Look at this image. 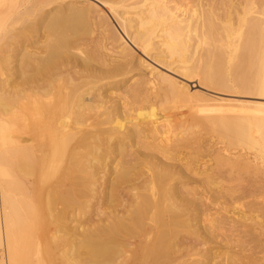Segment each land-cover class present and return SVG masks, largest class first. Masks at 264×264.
<instances>
[{
  "label": "bare ground",
  "instance_id": "6f19581e",
  "mask_svg": "<svg viewBox=\"0 0 264 264\" xmlns=\"http://www.w3.org/2000/svg\"><path fill=\"white\" fill-rule=\"evenodd\" d=\"M223 1L28 0L27 82L0 90V161L11 180L0 264L19 257L20 213L32 210L17 192L31 182L30 200L67 257H99L133 233L136 257H197L185 233L240 245L248 254L226 253L236 261L264 248L262 202L239 213L211 207L250 198L230 183L262 173L229 150L264 148V4ZM109 42L126 47L114 53ZM134 62L146 73L132 74ZM108 86L113 94L102 93ZM132 102L148 106L136 112ZM207 150L212 165L200 171L194 158ZM189 179L202 191L187 189ZM88 243L93 253L81 251Z\"/></svg>",
  "mask_w": 264,
  "mask_h": 264
},
{
  "label": "rangeland",
  "instance_id": "374dc122",
  "mask_svg": "<svg viewBox=\"0 0 264 264\" xmlns=\"http://www.w3.org/2000/svg\"><path fill=\"white\" fill-rule=\"evenodd\" d=\"M186 3H190L193 0H184ZM229 2L231 0H224ZM223 1V2H224ZM248 1V0H247ZM258 4H264V0H256ZM183 2V0H168L171 7L176 4ZM28 8V0H0V28L3 30L0 33V90L3 92L5 90H15L17 92L24 91V84L27 82L28 66L26 64L27 58L25 56V51L27 50L28 43L23 36V28L28 23L27 15H24ZM26 9V10H25ZM122 12V10H118ZM107 12V11H104ZM109 12H113L109 10ZM102 15V14H100ZM27 17V18H26ZM26 21V22H25ZM7 31V33H6ZM109 47L112 48L114 53L120 52V50L126 47L122 42H116L112 44L109 42ZM47 60L43 61L45 64ZM133 67L134 73L132 74H144V70L136 67V62ZM131 74V75H132ZM130 76V75H129ZM112 81V80H111ZM111 81H105L111 82ZM108 86L104 88L102 93L106 91V94H113V89ZM105 94V95H106ZM104 95V96H105ZM147 103L136 102L131 103L127 108L135 109L137 111H143L147 107ZM134 111V110H133ZM206 134V133H205ZM210 135L206 134L205 140H210ZM217 139H212L216 141ZM7 147L6 142L1 146L0 150H5ZM226 147L225 144L219 143L216 148ZM236 149V150H235ZM231 154L236 156L248 157L252 163V166L262 170L261 174L254 173L241 174L236 182L230 183L234 187L243 188L251 193V197L243 200H236L232 202L226 201L225 199H219L221 206H215L211 204L214 208L213 211L219 210L225 207L226 210L234 209L235 212H243L247 210L248 204L250 203H260L264 205V188L262 183L264 182V148L256 147L255 149L245 148H232ZM209 150L202 152L198 157L194 158L195 162L200 165V171H204L209 168L212 163L209 161L210 157ZM228 154V153H227ZM247 154V155H246ZM235 156V157H236ZM243 156V157H244ZM194 157V156H191ZM204 176H201V179ZM228 173L222 171L218 174V182L221 185L226 186L228 184ZM203 184V181L199 182ZM198 181L195 179L186 180L187 189L195 188L197 191H202L203 186L199 185ZM10 185L11 180L8 171V162L6 160L0 161V261L6 257L4 255V246L8 244L10 230H9V197H10ZM27 187L29 189L33 188V184L28 183ZM206 188V186H205ZM29 189L20 187L17 192L18 199L25 200V211L32 210V212H26L25 214L20 213V218L22 221L19 224V228L23 230L22 241L19 242V257H14L10 264H263L262 258L264 254V248H258L254 250L255 257H235L236 260H232L233 257H226L227 252L231 254L236 253L243 256V254H248L243 252L242 247L238 245L237 247L231 246V248L226 245L225 242L218 241H207L204 242H194V236L191 233H185L194 244L197 257H189L187 254L184 257H165L164 254L159 257H136L132 252L136 253V233L131 236L118 237L112 242L105 245L106 253L99 257H79L74 254L72 257H67L66 252L59 249V246H63L59 243H55L51 237L52 232H54V227L51 225L49 228L47 220L42 215V208L39 207L37 201L30 200ZM38 205H37V204ZM22 204V203H20ZM233 211V212H234ZM223 212V211H222ZM94 213V211H92ZM45 215V214H44ZM257 213H250L252 218H255ZM85 217L78 216V223H82ZM255 220H260L264 224V218H256ZM248 224L253 225V222L249 221ZM208 223L198 224L196 228L199 229V233H202ZM258 227V226H255ZM61 235V233L59 234ZM24 239V242H23ZM186 241V239H182ZM128 243H134V247H128ZM126 242V243H125ZM54 243V244H53ZM25 244V246H24ZM59 245V246H58ZM58 252H55L57 250ZM97 248L96 244L88 243L85 247L81 248L83 252H94ZM255 248V245H252ZM3 250V251H2ZM60 251V253H59ZM62 251V252H61ZM3 252V253H2ZM114 252V253H113ZM121 252H126L128 255L125 257H120ZM65 253V254H64ZM4 255V256H3ZM3 257V258H2ZM6 260V258H4Z\"/></svg>",
  "mask_w": 264,
  "mask_h": 264
}]
</instances>
